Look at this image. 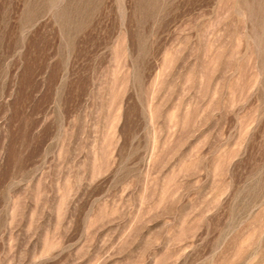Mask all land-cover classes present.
I'll list each match as a JSON object with an SVG mask.
<instances>
[{
  "label": "rangeland",
  "instance_id": "rangeland-1",
  "mask_svg": "<svg viewBox=\"0 0 264 264\" xmlns=\"http://www.w3.org/2000/svg\"><path fill=\"white\" fill-rule=\"evenodd\" d=\"M0 264H264V0H0Z\"/></svg>",
  "mask_w": 264,
  "mask_h": 264
}]
</instances>
